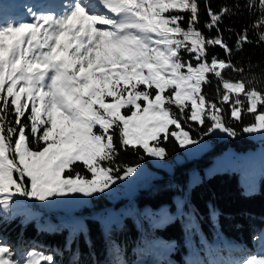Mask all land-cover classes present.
I'll return each mask as SVG.
<instances>
[{"label":"snow or ice","instance_id":"obj_1","mask_svg":"<svg viewBox=\"0 0 264 264\" xmlns=\"http://www.w3.org/2000/svg\"><path fill=\"white\" fill-rule=\"evenodd\" d=\"M246 7L257 12L250 25L256 40L243 29L237 52L245 44H264V0H247ZM29 11L30 19L0 22L4 213L14 197L43 202L104 192L140 167L123 165L118 175L121 167L113 165L121 149L164 159L169 137L180 147L196 143L184 130L186 121L210 120L204 135L219 130L235 136L224 104L234 120L244 111L254 114L243 132L264 133V88L229 59L233 46L221 32V21L232 13L228 6L207 8L204 28L215 36L197 27L199 0H63L57 12ZM180 13H188L186 26ZM217 46L225 58L209 56V47ZM184 52L190 59L182 58ZM226 70L240 78H227ZM213 78L218 102L204 92ZM0 264L54 261L34 249L18 260L0 243ZM239 264H264V252L250 253Z\"/></svg>","mask_w":264,"mask_h":264},{"label":"trees","instance_id":"obj_2","mask_svg":"<svg viewBox=\"0 0 264 264\" xmlns=\"http://www.w3.org/2000/svg\"><path fill=\"white\" fill-rule=\"evenodd\" d=\"M62 2L63 0H0V22L20 21L25 18L22 13L30 9L36 13L57 12ZM246 3L247 0H199L197 27L206 36H215L214 29L210 31L204 28V24L208 22L207 8L211 7L214 11L223 6L231 8L232 13L225 16L220 24L225 41L233 46L229 59L237 67L245 69V78H251L255 74L260 79L256 86L264 88V44L249 43L244 45L242 51L235 50L236 37L245 28L248 29L249 39L256 40L250 25L256 19L257 12L249 10ZM180 14L185 17L181 23L186 26L188 13ZM191 55L185 52L182 58L187 56L190 59ZM212 55L225 58L223 50L218 46L209 47V56ZM224 74L227 78H240L239 73L230 70H226ZM217 84L213 78L212 83L204 87L205 94L214 102H218ZM223 107L226 123L236 131V135H204L211 124L210 120H206L204 125L190 120L184 122V130L190 133L192 139L204 136L210 140V147L194 157L174 164L170 172L158 169L159 177L144 179L149 180L150 185L143 182L144 186H137L132 196L137 208L144 205L155 208L165 202L172 206L171 196L183 193L188 171H199L202 166L221 156L227 145L243 151L255 143L242 131L245 125L254 122V114L244 111L241 120L237 121L231 118L229 105L224 104ZM261 142L264 143V139ZM163 146L167 151L164 160H171L179 152L178 143L173 137L164 141ZM140 162L156 169L143 150L133 151L131 148L119 151L113 167L120 166L122 172L123 165L132 166ZM76 170L85 171L80 165L76 166ZM102 200L103 197L97 196L92 199L90 207L82 208L80 214L84 219L83 230L69 233L65 232V225L51 229L38 228L32 220L20 222L18 216L5 218L0 214V243L10 246L18 260L26 251L34 249L50 254L54 264H187L182 256L190 252L195 261H189V264H218L216 261L211 263L209 256L218 254L222 259L228 260L235 255L253 253L255 236L264 228V173L257 178L255 189L243 190L235 171H212L188 187L186 199L182 202L187 210L186 218L182 214L175 215L162 225H150L143 221L140 229L134 224L133 214H124L119 223L111 224L103 233L98 219L88 214L90 209L99 210L103 205ZM118 202L109 207L116 206ZM152 236L171 240V249L166 258L152 254L148 248L146 240Z\"/></svg>","mask_w":264,"mask_h":264},{"label":"rangeland","instance_id":"obj_3","mask_svg":"<svg viewBox=\"0 0 264 264\" xmlns=\"http://www.w3.org/2000/svg\"><path fill=\"white\" fill-rule=\"evenodd\" d=\"M27 12L30 11L22 13L25 18L21 20L30 19V13ZM184 53H182V56ZM184 59L188 60V57L185 56ZM210 135L220 137L226 135V133L216 130L210 133ZM245 135L255 142L252 146L242 151L236 150L231 145H227L221 156L214 158L208 164L202 166L199 171L196 169L188 171L183 193H174L171 196L172 206H170V203L165 202L155 208H149L145 205L137 208L132 200V196L137 186H144L142 182L144 179L152 176L159 177L160 171L158 169L170 172L174 164L186 158L194 157L208 149L210 147V140L204 136L193 138L196 143L187 144L184 147H180L178 144L179 152L169 161L149 156L150 163L156 169L149 168L144 162L137 163L140 167L136 172L123 180H117L114 185L110 186L109 189H106L102 193H94L90 197H84L81 194H70L65 197H53L43 202L25 197H14V203L10 211L4 213L2 208H0V214L5 218L18 216L20 222L32 220L38 228L51 229L60 225H65V232L69 233L76 230H83L84 219L80 211L84 207H90L93 198L101 196L103 197V204L109 202L110 205H113L115 202L119 201L114 207L104 206L105 208L103 210L90 209L88 214L98 219L103 233L111 224L119 223L124 214H133L134 224L138 229L141 228L143 221L150 225H162L175 215L179 216L182 214V217L186 218L187 210L182 205V202L186 199L188 187L193 182L212 171L233 170L237 173V179L243 190H253L256 188L257 178L260 174L264 173V143L261 142L264 138V133H245ZM118 175H123V171ZM255 176L257 177L256 179ZM254 240L256 245L252 254L264 252V228L258 231ZM146 242L152 254L165 258L168 256L171 249L170 239L162 240L160 236H152L148 237ZM30 250L33 249H29L28 251ZM44 255L51 256L50 254ZM246 256L248 255H235L232 259L227 260L222 259L218 254H213L209 256V261L211 263L216 261L218 264H239V261ZM182 258L187 260V264H189V261H195L192 252L186 253Z\"/></svg>","mask_w":264,"mask_h":264},{"label":"built area","instance_id":"obj_4","mask_svg":"<svg viewBox=\"0 0 264 264\" xmlns=\"http://www.w3.org/2000/svg\"><path fill=\"white\" fill-rule=\"evenodd\" d=\"M142 182H145V184L147 185V186H149L150 185V181L148 180H146V181H142ZM103 207H100V209H102Z\"/></svg>","mask_w":264,"mask_h":264},{"label":"crops","instance_id":"obj_5","mask_svg":"<svg viewBox=\"0 0 264 264\" xmlns=\"http://www.w3.org/2000/svg\"><path fill=\"white\" fill-rule=\"evenodd\" d=\"M263 139H264V138H263ZM263 139H262V140H263ZM256 178H257V177L255 176V179H256Z\"/></svg>","mask_w":264,"mask_h":264}]
</instances>
